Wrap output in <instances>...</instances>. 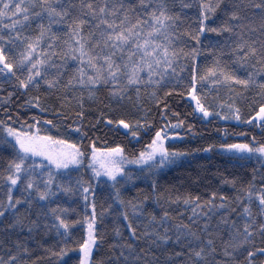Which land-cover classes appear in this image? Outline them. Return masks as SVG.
I'll list each match as a JSON object with an SVG mask.
<instances>
[{"label": "snow or ice", "instance_id": "1", "mask_svg": "<svg viewBox=\"0 0 264 264\" xmlns=\"http://www.w3.org/2000/svg\"><path fill=\"white\" fill-rule=\"evenodd\" d=\"M208 33L217 34L208 41L214 59L201 69ZM0 79L14 86L9 102L26 95L20 107L42 114L51 109L60 117L56 123L43 117L57 135L42 134L38 126L33 131L41 116L21 123L17 112L21 126L13 127L5 109L6 119H0V186L6 192L0 199V264H29L25 257L34 248L58 264H264V141L237 134L245 139L194 150L218 148L234 167L243 170L252 160L259 167L245 174L248 179H222L231 195L220 188L205 196L168 194L165 204L159 173L190 155L167 146L170 135H179L169 129L185 121L177 118L173 125L168 119L161 126L149 117L152 107H162L167 119L168 101L178 92L203 117L264 126V0H0ZM207 81L226 89L228 100L209 102ZM97 113L110 131L127 130L137 144L143 132L149 142L134 154L122 143L97 147L84 127L87 120L88 131L99 132L94 124L101 120L88 119ZM74 134L89 144L73 140ZM129 165L141 167L134 172ZM141 180L150 181L152 197H126L130 187L142 192ZM150 199L155 211L146 206ZM181 207L190 217L183 218ZM105 216L116 222L107 261L96 256L108 241ZM77 229L82 234L73 239ZM74 249L75 262L69 255Z\"/></svg>", "mask_w": 264, "mask_h": 264}, {"label": "trees", "instance_id": "2", "mask_svg": "<svg viewBox=\"0 0 264 264\" xmlns=\"http://www.w3.org/2000/svg\"><path fill=\"white\" fill-rule=\"evenodd\" d=\"M5 23H7V21H5ZM194 26L195 25H193V27ZM31 27L34 30L36 27L35 23H33ZM53 27L55 31L60 33L66 30L64 26L60 25H54ZM216 35L217 34L215 33H208L206 37H202L201 48L203 51H201L199 58L201 69L206 66H211L213 62V54L212 52L208 51V41H214L216 39ZM183 46H190V41L185 38ZM225 59H227V57H225ZM74 66L75 65H72V67ZM14 90V86L6 84L2 81V79H0V119H6L5 109H7V115L12 116V120L9 121V123H11L13 127L21 126L20 124L16 123L17 112H19L20 117L23 118L21 123H23V121H27V123L32 124L33 120L31 117L41 116L42 120L39 124L40 127L43 125H48L43 117H46L48 120H53V123H56L60 118L58 113L51 109L48 113L42 114L39 109H35V105H32V108L35 109L34 111H31L28 108L20 107L22 102L27 99L26 95L21 94L19 97L17 95H13L11 97V102H9V100L5 99V97L9 92H13ZM203 91L211 103H218L219 99L228 100V91L223 88H217L216 86L212 85L210 81L205 82ZM248 95L251 96L252 93L249 92ZM48 103L51 104L52 101L49 100ZM238 103L241 104V107L245 112L250 111V108H248L244 103ZM168 104L170 110L168 111L167 119L161 118V114L164 112L162 107H152L149 117L150 119L154 120L155 125L161 126L166 124L168 119L171 120L173 125L175 124L177 118L183 119L185 121V125H182L179 127V130L176 131L179 133L178 136L174 135L177 137V140L171 141L168 139L167 146L170 148L175 147L177 149L186 150L190 153V155H188L186 158H183L179 162V166L165 168L159 173L157 183L161 193V203L166 204L164 197H166L168 194L191 192L193 194L205 196L210 190H215L217 188H220L224 192L231 195V185L221 184L220 181L230 175L241 176L243 179H248L249 177L245 174L250 173L251 169L254 167L258 168L259 165L257 162L255 160L246 162V166L242 170L239 168V166L234 167L232 163H226L229 160V155L221 149L217 148L213 151L194 150L207 148L209 143H231L236 142L237 140L245 139V135L237 134H246L249 142H251L252 136H255L257 140L264 141V126H261L259 120H257L254 124H250L246 123L245 121H224L222 118L203 117L202 114L198 113V110L196 113H193L194 101H191V98L187 96L180 98L178 92L173 95V98L168 101ZM96 108L97 105L93 104L90 108V111L95 112ZM175 113H179V117H177ZM72 119L73 117L69 115L68 122L70 123ZM88 119L92 120L93 122L97 119L101 120L99 124H94V128L99 129V132L88 131L90 126L87 120L85 121L84 125L85 131L88 132V137L90 139H96L97 147H114L115 144L122 143L126 146V151H128L129 154H134L138 149L142 148L149 142L148 136H145L143 132H141L142 139L136 138L140 139V143L137 144L135 139H130L129 136L125 135L127 130L124 132H117L115 129L110 131L105 127L106 121H104L103 118H99L98 113L95 116H89ZM187 124L194 125V127L189 128L186 126ZM48 126L52 127L51 125ZM225 127L228 129L227 136L224 134ZM21 130L23 131L25 129L21 127ZM72 131L75 133V128H73ZM169 131L173 132L172 129H169ZM3 135H5V133L2 129H0V136ZM76 135L83 139L84 145L89 144V138H83L82 134ZM97 137L99 138L97 139ZM128 168L129 170L135 172L139 167L129 165ZM82 171L84 172L85 178L90 177L91 171L89 167L83 169ZM218 173H224V176H221ZM149 183V180L137 181V187L141 189L142 192L138 193L136 188H131L129 186L130 191L125 193L126 197L130 198L132 196L144 194L152 197L153 191L149 187ZM99 187L104 188L105 186L103 183H101ZM5 194V190L2 186H0V199H3ZM146 206L153 211H155L158 207L154 199H150ZM172 208L173 214L175 215L176 205H173ZM180 211L183 212L184 219H187L191 215L190 210L184 211L182 207ZM73 218H75V216ZM120 223L123 224L125 222L121 220ZM104 224L108 229V241L103 245L102 250L97 253L96 256L97 259H103L107 261L108 257L112 255V250L109 245L116 241V237L112 232V228L116 225L115 218L111 216H105ZM83 231L86 232V228ZM81 234V230L77 229L73 239H79ZM124 238H128V232L126 230H124ZM0 251H2V249H0ZM69 255L72 257V261L75 262L77 259L76 250L74 249L72 253H69ZM37 257H40V259L37 260ZM25 259L29 260V264H58L55 257L48 256V254L41 248H34L33 254L30 257H25ZM65 259H67V257H65Z\"/></svg>", "mask_w": 264, "mask_h": 264}, {"label": "rangeland", "instance_id": "3", "mask_svg": "<svg viewBox=\"0 0 264 264\" xmlns=\"http://www.w3.org/2000/svg\"><path fill=\"white\" fill-rule=\"evenodd\" d=\"M206 118H208V117H206ZM40 127L39 125H35L34 126V129H33V131L35 130V127ZM41 128V130H42V134H44V132L45 131H47V132H51V134H53V135H57V134H59V130H57L56 128H53V127H49L48 125H43L42 127H40ZM62 130V129H61ZM175 130H176V128H175ZM73 140H79V139H81L78 135H76V134H74V135H72V137H71ZM169 139L171 140V141H176L177 140V137L176 136H174V135H170L169 136ZM133 166H137V167H140V165H133ZM89 169H90V167H89ZM91 171V170H90Z\"/></svg>", "mask_w": 264, "mask_h": 264}]
</instances>
